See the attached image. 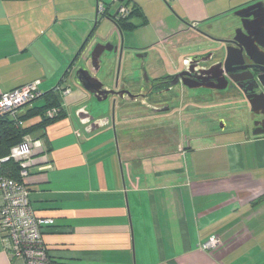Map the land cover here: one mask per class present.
<instances>
[{
  "label": "crops",
  "instance_id": "1",
  "mask_svg": "<svg viewBox=\"0 0 264 264\" xmlns=\"http://www.w3.org/2000/svg\"><path fill=\"white\" fill-rule=\"evenodd\" d=\"M127 2L137 11L123 18L134 23L121 27V58L114 55L106 72L89 70L106 87L124 82L133 91L143 82L139 61L130 63L133 51L146 52L148 77L170 76L190 56L209 51L210 38L231 37L239 24L237 10L264 5V0ZM119 6L112 0H0V90L39 79V105L50 94L65 107L62 117L32 135L44 148L33 154L25 178L32 209L54 219L42 229L52 264H264V134H252L264 117L244 98L224 89L188 88L178 106H157V113L121 98L110 108L109 99V121L101 127L71 111L80 100V106L95 101L74 81L78 53L88 56L95 43L109 39ZM68 84L73 89L64 94ZM233 106L243 108L248 120L231 126L223 117V130L205 127L170 143L161 137L165 128L179 131L185 123L211 126L214 121L199 122L196 116ZM149 119L158 136L146 145L139 132ZM211 236L218 245L203 249ZM0 264H18L1 234Z\"/></svg>",
  "mask_w": 264,
  "mask_h": 264
},
{
  "label": "water",
  "instance_id": "2",
  "mask_svg": "<svg viewBox=\"0 0 264 264\" xmlns=\"http://www.w3.org/2000/svg\"><path fill=\"white\" fill-rule=\"evenodd\" d=\"M235 15L239 24L234 28L232 36L210 38L205 35L212 43L209 51L190 56L187 59V65L184 64L179 72L170 75L174 77L171 85H183L188 88L212 87L218 90L234 91L246 100L252 111L258 110L264 117V5L262 2L253 3L237 10ZM133 20L131 18L126 23L133 24ZM114 24L115 30L108 33L109 39L95 43L88 52V56L86 54L93 71H108L112 57L117 55L120 59L123 54L122 30L115 21ZM227 28L222 26L221 30L224 31ZM114 37H118L119 42L113 40ZM84 52L78 53L77 61L82 59ZM144 57L146 52L133 51L130 63L139 61L138 67L142 72L145 85L147 78L150 79L143 65ZM73 78L78 85L92 94L96 102L106 104L110 96L124 99V95H127L130 100H137L138 97V94H132L129 90H114L106 87L84 64L76 68ZM75 114L82 122L91 121L92 126L100 125L101 127L109 121L107 114L100 119H95L91 111L87 110L86 104L76 108ZM260 128L252 134H264V123Z\"/></svg>",
  "mask_w": 264,
  "mask_h": 264
},
{
  "label": "built area",
  "instance_id": "3",
  "mask_svg": "<svg viewBox=\"0 0 264 264\" xmlns=\"http://www.w3.org/2000/svg\"><path fill=\"white\" fill-rule=\"evenodd\" d=\"M112 1L120 2L115 19H123L129 11L127 0ZM103 11L104 6L99 4L98 12ZM191 26L195 27L196 23H191ZM40 83L41 80L36 79L11 90H0V120L7 117L19 123L20 110L42 95ZM67 91L66 88L62 92ZM62 109H65L63 104L50 107L45 116L53 117ZM43 148L40 138L25 135L10 148L7 157L0 158V166L6 160H13L19 166V179L0 175V232L8 255L18 264H52L50 253L43 244L42 229L54 224V219L36 214L30 205V191L25 183L35 162L33 154ZM218 243L219 239L211 236L201 247L210 249Z\"/></svg>",
  "mask_w": 264,
  "mask_h": 264
},
{
  "label": "trees",
  "instance_id": "4",
  "mask_svg": "<svg viewBox=\"0 0 264 264\" xmlns=\"http://www.w3.org/2000/svg\"><path fill=\"white\" fill-rule=\"evenodd\" d=\"M130 9H129L130 10L129 16L137 11L135 7H130ZM114 21L116 22V24L120 26V28L121 27L123 28L126 18L123 20L114 19ZM44 96H45V104L43 103L42 105H38V106L30 104L20 110V112L18 113L19 123H15L10 118L7 117L0 120V158L7 157L10 148L13 145L19 143L25 135L28 134L36 135L39 131L43 130L48 123L64 115L65 109L61 110L57 115L53 117L45 116V112L47 109L53 106H58L60 105V103L55 95L51 96L50 94H45ZM37 116H39V118ZM35 118L37 120H33ZM37 138L40 137L38 136ZM0 175L12 179H19L18 164L13 160L4 161L0 166ZM0 234L2 237L3 234L1 232ZM43 244L46 247L44 241Z\"/></svg>",
  "mask_w": 264,
  "mask_h": 264
},
{
  "label": "rangeland",
  "instance_id": "5",
  "mask_svg": "<svg viewBox=\"0 0 264 264\" xmlns=\"http://www.w3.org/2000/svg\"><path fill=\"white\" fill-rule=\"evenodd\" d=\"M113 7H114V5H113ZM113 40H115V39H113ZM126 40H127V44H128L129 39H126ZM131 42H132V39H131ZM146 73H147V71H146ZM68 85H69V87L67 89L69 91H70V88L73 89V87L70 84H68ZM69 91L65 92L64 94L68 93ZM80 101L75 103V106H73V105L70 106V109L72 112L75 113V109L78 108L82 102V101L81 102ZM41 102H42V99L37 98L36 100H34L32 102V105L34 104V105L38 106L39 104H41ZM72 102H74V101H71V103ZM84 104L87 105V110L91 111V115H93L94 118H97L98 116H100V114H102V116L104 114L108 115L109 106L108 105L106 106L105 103L96 102V101H91V102L85 101V103H82V105H84ZM233 107L234 108L232 110H228V111H222V108H215L214 110L213 109L204 110V111H201L198 116H196L197 117L196 120L199 122L210 121V120L214 121V123L211 126L209 124L203 125L201 123H198V124L195 123V125H193V128H192V126L190 127L185 123L184 125H180L179 127L176 128V129L179 128V131L178 130L170 131L169 129L165 128V130L163 131V135L161 137L165 138L170 143L171 141H174L176 139V137L182 136V134H184L185 136L187 135L188 138L191 136V134L199 135L205 127H207L208 130L210 127H211L210 130H214V131H219V129L223 130L221 127V124L223 125L225 123L222 120L223 117H225L227 119V124L228 125L231 124V126L238 124L241 121L245 122V120H248L247 114L245 116V111L243 108H238V106L237 107L233 106ZM248 116H249V114H248ZM37 117L39 118V116H37ZM33 120H37V119L35 118ZM152 121L153 120L149 119V120H146L145 122L141 123V131L139 132L140 137H141V143H145L146 145H149V144L154 142L153 138H154V135L156 134V132H155L156 126H154ZM24 122H27V121H24ZM164 126L165 125H162L160 127H164ZM131 127H132V125H131ZM134 128H138V127H134ZM167 130H169V131H167ZM28 135H32V134H28ZM133 135H135V134L131 135V139H133ZM155 136H158V135H155ZM143 138H144V140H143ZM157 138L158 137H156V139ZM51 263H52V261H51Z\"/></svg>",
  "mask_w": 264,
  "mask_h": 264
},
{
  "label": "flooded vegetation",
  "instance_id": "6",
  "mask_svg": "<svg viewBox=\"0 0 264 264\" xmlns=\"http://www.w3.org/2000/svg\"><path fill=\"white\" fill-rule=\"evenodd\" d=\"M140 52H144V51H140ZM81 64H84V66L90 68L89 61L88 58L86 57L85 52L83 53L82 59L77 61L76 68ZM182 68L177 69L171 75H174L175 73L179 72ZM149 79L150 80H148L147 78L145 85L144 82H142V84L139 86V89L135 91L128 89L124 82H120V83L114 82L113 84L110 85L109 88L114 90H129L132 94H138L137 100H130V97L129 96L127 97V95H124V100L136 101L141 104L140 107L142 109L150 113H157L158 111L160 112L159 108L161 110H165L169 108L171 109L172 107H176L178 106V97L179 96L183 98L186 97V93H187L186 89H188V87H185L183 85L172 86L171 84L173 83L174 80V77L172 76H167V77L161 76L158 78L149 77ZM202 88L204 89V87ZM230 93L233 95L235 94L234 91ZM117 98L118 97L116 96H110V108L114 100ZM157 106L158 107L161 106V107L158 108Z\"/></svg>",
  "mask_w": 264,
  "mask_h": 264
}]
</instances>
